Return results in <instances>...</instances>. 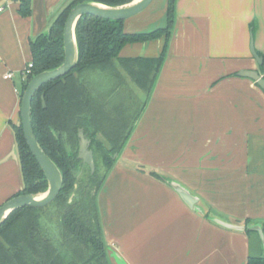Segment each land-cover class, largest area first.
<instances>
[{
  "label": "crops",
  "instance_id": "obj_1",
  "mask_svg": "<svg viewBox=\"0 0 264 264\" xmlns=\"http://www.w3.org/2000/svg\"><path fill=\"white\" fill-rule=\"evenodd\" d=\"M22 1L27 15L19 12ZM67 1L0 0V205L22 188L11 124L20 123L29 39L45 32ZM153 3L125 19L124 30L164 27L166 0ZM163 42L128 43L119 55L155 57ZM252 69L264 74V0H176L166 55L148 94L122 68L104 83L92 73L96 90L112 91L111 105L122 99L129 128L97 195L111 264H247L248 235L209 216L250 219L264 232V92L239 74ZM136 89L147 97L140 105ZM139 165L178 182L207 214Z\"/></svg>",
  "mask_w": 264,
  "mask_h": 264
},
{
  "label": "trees",
  "instance_id": "obj_2",
  "mask_svg": "<svg viewBox=\"0 0 264 264\" xmlns=\"http://www.w3.org/2000/svg\"><path fill=\"white\" fill-rule=\"evenodd\" d=\"M81 1L84 0H68L48 29L29 39L32 67L22 81L20 98L33 75L56 67L63 61V25L70 9ZM94 1L115 6L131 0ZM175 3L176 0H166V25L147 32L125 31V19L90 14L78 19L75 27L79 50L77 65L65 75L43 84L31 101L34 134L45 153L61 170L62 188L50 204L18 208L0 225V264H111L103 237L97 195L127 142L129 128L122 99H116V106L111 105L112 91L107 92L105 88L96 90L91 77L92 73L115 76L113 72L122 68L148 94L166 55ZM19 12L23 15L30 13L27 3H20ZM159 38H163L164 42L155 57L119 55L125 44ZM11 126L22 176V188L12 196L42 193L47 188V180L29 150L22 125ZM80 130L90 139L89 147L93 150L95 162L93 173L78 157ZM98 161L104 167L103 173L99 172ZM138 169L164 180L153 169L145 170L142 165ZM50 205L58 214L53 232L45 228L41 215ZM249 222L250 219L244 220L246 225ZM244 232L249 237L247 264H264L263 244L258 232L250 228Z\"/></svg>",
  "mask_w": 264,
  "mask_h": 264
},
{
  "label": "water",
  "instance_id": "obj_3",
  "mask_svg": "<svg viewBox=\"0 0 264 264\" xmlns=\"http://www.w3.org/2000/svg\"><path fill=\"white\" fill-rule=\"evenodd\" d=\"M152 1L153 0H131L130 2L113 6L99 1L84 0L75 4L70 9L62 29L64 51L63 61L56 67L43 70L33 75L27 82L20 98V123L22 125L23 135L30 152L35 157L45 175L47 188L44 192L39 194L22 193L12 196L3 202L0 205V225L8 218L11 212L18 208L23 206L44 207L50 204L62 188L63 175L61 170L45 153L34 134L31 123V101L35 93L43 84L65 75L77 65L79 60V50L75 27L78 19L84 14H90L101 18L124 20L143 11ZM250 48L258 64H262V57L255 51L252 40ZM239 74L255 81L264 92V77L257 70H242ZM78 137V157L81 158L84 164L89 166L90 172L93 173L95 171V162L93 150L89 147L90 139L85 137L81 130L78 133ZM160 175L167 184L171 185L180 194L188 205L193 207L194 210L204 215L207 214L203 207L200 204H197L196 197L186 188L181 186L178 182L168 179L162 174ZM209 218L213 222L228 228L241 231H244L246 228L256 230L264 246V232L261 224L248 223L246 225L244 222L236 224L213 215H210Z\"/></svg>",
  "mask_w": 264,
  "mask_h": 264
},
{
  "label": "rangeland",
  "instance_id": "obj_4",
  "mask_svg": "<svg viewBox=\"0 0 264 264\" xmlns=\"http://www.w3.org/2000/svg\"><path fill=\"white\" fill-rule=\"evenodd\" d=\"M157 2H159V0H154L153 4H157ZM102 78L105 79L106 75H102ZM136 91H137L136 103H138L140 105L144 101L146 102L147 97H146L145 93L140 91V90H137V89H136ZM98 163H99V167H98L99 172L103 173L104 167L102 166L100 161H98ZM84 175H85V173L83 174L82 179H84ZM41 215L43 216L42 221L45 223V228L47 230H51L53 232V230L56 229L57 222H58V214L55 211V207L53 205L48 206L47 208H45L42 211Z\"/></svg>",
  "mask_w": 264,
  "mask_h": 264
},
{
  "label": "built area",
  "instance_id": "obj_5",
  "mask_svg": "<svg viewBox=\"0 0 264 264\" xmlns=\"http://www.w3.org/2000/svg\"><path fill=\"white\" fill-rule=\"evenodd\" d=\"M1 10V8H0ZM31 67H32V62L30 61L29 63H27V65L23 68L22 70V75H23V80L26 78V76L31 72ZM5 78H11V73L7 72L4 75Z\"/></svg>",
  "mask_w": 264,
  "mask_h": 264
}]
</instances>
